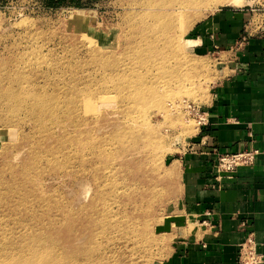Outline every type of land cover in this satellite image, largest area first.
Segmentation results:
<instances>
[{"label": "rangeland", "instance_id": "374dc122", "mask_svg": "<svg viewBox=\"0 0 264 264\" xmlns=\"http://www.w3.org/2000/svg\"><path fill=\"white\" fill-rule=\"evenodd\" d=\"M203 1L47 7L42 0H0V264L35 260L22 257L34 236L50 237L45 245L60 239L47 258L66 262L70 244L53 237V226L65 231L69 219L88 217L106 196L115 201L103 183L97 196L102 173L143 189L139 209L130 217L118 213L124 225L133 218V227L118 235L117 264H167L189 227L203 231L189 214L178 159L199 134L191 108L201 112L209 102L224 56L199 52L191 33L220 8L261 10L264 0ZM95 144L101 147L91 150ZM65 207L71 213L64 219Z\"/></svg>", "mask_w": 264, "mask_h": 264}, {"label": "crops", "instance_id": "0c3cea01", "mask_svg": "<svg viewBox=\"0 0 264 264\" xmlns=\"http://www.w3.org/2000/svg\"><path fill=\"white\" fill-rule=\"evenodd\" d=\"M251 19L248 7H223L191 33L199 52L224 56L223 75L203 108L206 125L178 159L189 214L203 231L179 240L167 264H238L248 235L264 255V34H247ZM256 148L250 166L214 168L218 154Z\"/></svg>", "mask_w": 264, "mask_h": 264}, {"label": "bare ground", "instance_id": "6f19581e", "mask_svg": "<svg viewBox=\"0 0 264 264\" xmlns=\"http://www.w3.org/2000/svg\"><path fill=\"white\" fill-rule=\"evenodd\" d=\"M236 1L240 2L241 0H232V1H228V3H233V2H236ZM213 2H214L213 0H204L203 1V4H211ZM192 41H194V40L193 39H189L188 42L191 43ZM183 46L185 47L184 43H183ZM143 53H144V51H143ZM143 53H141V54H143ZM139 98H136V99H139ZM70 126H72V125H70ZM117 133H118V131H117ZM139 137H141V135ZM103 138H104V136H103ZM146 140H144V142H146ZM97 141H95V142H97ZM141 142H142V140H141ZM146 144H148V143L146 142ZM146 144H144V147L145 148L147 147ZM96 145L99 146V147H101L98 144L91 145L90 146V148L92 147L91 150L95 149L97 147ZM149 145H150V140H149ZM149 145H148V147H149ZM105 169H106V167H105ZM114 170L117 171L115 168H114ZM102 175L104 176L103 177L104 179L99 175L100 178H97V180H95V182H98L99 183V185L96 184L97 185V187H96L97 188V196H98L99 193L104 194L101 191L102 190V188H101L102 185L101 184L103 183V186H105L104 189L105 188H108L109 189V190L107 189L109 191V196L110 195H113L112 198L113 199L116 198L115 201L113 200L114 203H117L116 210H113L112 209L113 202H111L110 199L108 200L109 197L106 196L105 197V201H104V198H103L104 196L103 197L100 196L101 198H103V200L101 202L102 204H100L101 208L99 209L98 208L99 206H97V204L94 205V203L92 204L90 202L91 205H89V206L92 207V205H94V208L90 210L91 211L90 213H88L89 212L88 210H87V213L88 214L84 213V214H86V216L88 215V217H86L84 219H80L81 218L80 217L79 218L80 221H78V218H76V220H75L73 217H76V216H73L72 219H74L75 221H78V223L75 222V224H74V220L71 223L72 220L70 221V219L68 218L69 219V221H68V219H66V222L68 221V224L66 223L67 227H65L66 228L65 231H63V229H62V232H59V230H57V228H56L55 225L53 226V229H52V232H51L52 235H53V237H56V238L59 239V235L60 236H63L64 235V237L67 238V241L65 240V242L64 241L62 242V243H64L63 246L66 247V245L68 246V244H70L68 246V248H70L68 250V253H67L68 255H66V259L64 260L66 262L59 261L61 259V257H57L56 258V259L60 258L59 260H56V259L55 260H51V259H53L52 256L50 258H47V255L50 254V253H52V255H53V253L57 254L56 252L59 250V247L62 246V245H59L58 244V243H60L61 240L59 239V240L55 241L56 239H54L51 236L50 233L49 234H50L51 238L54 239L53 240L54 244L52 245V243H49V245H45L43 243L44 242L43 239L49 240L50 237L49 238H42V237L38 236L39 238L35 240V236H34L33 242H31L29 245H27L26 251L24 252V254L22 255V257H27V256H30L31 255V256L36 257V259L35 260H33V259H25V260H29L30 261V264H62V263L63 264H65V263L66 264H117L118 263L117 262L118 261L117 260V257H118L117 252H118V250H116V244H118V242H117L118 235L122 233V230L125 231V228L132 229V227H133V225H132L133 222L131 221L133 218L132 219H129V223L128 224L125 223V225H124V223H123L124 219H122V216L120 218L118 216L119 215L118 213L121 212V214H124V217H126V215H127V217H130L131 214H132V212L134 213L133 210L138 205L137 199H140V197H142V196H140V197L139 196L138 197L136 196L137 190H143V189L141 187H139V186L137 187V185L134 184L131 181L128 183L129 180L124 181L123 184H122V186H121L120 181L119 182H113V181H110L108 179V176L104 175L103 173H102ZM100 180H101V183L99 182ZM87 191H89V190H87ZM14 194H17V195H14ZM14 194H13L14 200L16 202H19L18 199H21L22 198L21 197V194L18 195L19 192L16 193V191L14 192ZM7 196H8V201H9V199H10V197H12V195H7ZM18 196H20V197H18ZM101 198L99 199V201L101 200ZM94 200H96V199L94 198ZM65 208L66 209H62V211H61V216L64 219L68 215H70V213H71L70 212V209L68 210L67 207H65ZM137 208L139 209L138 206H137ZM92 212L94 214H96V217H97V215L100 216V217L102 216V218H99L101 220L98 221L96 218H94ZM129 212H131L130 215H129ZM84 220H85V222H84ZM52 221H54V219ZM188 221H186L187 224H188ZM190 222H191V220H190ZM185 229H187V228H185ZM190 232L191 233L194 232V229L192 227H189V229L187 231V233H190ZM41 235H44V234H41ZM70 235H72V236H70ZM127 238L128 237H126V242L129 241V239H127ZM55 243H57V244H55ZM20 255H21V253H20ZM12 259H16V258H12ZM12 259L10 261H7L6 263H8V264H23V262H24V260H22V259H20L19 261L18 260H14L13 261ZM61 260L63 261V259H61Z\"/></svg>", "mask_w": 264, "mask_h": 264}, {"label": "built area", "instance_id": "2783aa9c", "mask_svg": "<svg viewBox=\"0 0 264 264\" xmlns=\"http://www.w3.org/2000/svg\"><path fill=\"white\" fill-rule=\"evenodd\" d=\"M252 19L247 24V34L257 33L259 35L264 34V9L251 8ZM246 38V37H245ZM243 38V40L245 39ZM191 112L197 117V124L199 129L204 127L207 123L206 116L203 110H195L191 108ZM200 113V114H199ZM259 150L256 149H246L243 151L230 152L218 154L214 163V168L218 173L226 172L230 173L236 170L240 166H250L254 163ZM243 224V223H242ZM264 260V255L258 254L256 251V246L254 245L252 235H248L239 244L238 250V264H259Z\"/></svg>", "mask_w": 264, "mask_h": 264}, {"label": "trees", "instance_id": "16d2710c", "mask_svg": "<svg viewBox=\"0 0 264 264\" xmlns=\"http://www.w3.org/2000/svg\"><path fill=\"white\" fill-rule=\"evenodd\" d=\"M42 1L45 2V5L47 7H56L66 3L76 5L81 2V0H42Z\"/></svg>", "mask_w": 264, "mask_h": 264}]
</instances>
